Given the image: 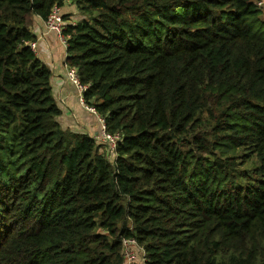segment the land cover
Returning a JSON list of instances; mask_svg holds the SVG:
<instances>
[{"label": "trees", "instance_id": "trees-1", "mask_svg": "<svg viewBox=\"0 0 264 264\" xmlns=\"http://www.w3.org/2000/svg\"><path fill=\"white\" fill-rule=\"evenodd\" d=\"M67 1L0 0V264H124V240L143 264H264L257 0H72L66 65L114 152L61 127L30 46Z\"/></svg>", "mask_w": 264, "mask_h": 264}, {"label": "crops", "instance_id": "crops-1", "mask_svg": "<svg viewBox=\"0 0 264 264\" xmlns=\"http://www.w3.org/2000/svg\"><path fill=\"white\" fill-rule=\"evenodd\" d=\"M61 9L64 11L65 8ZM64 14L70 13L64 11ZM70 20L75 21L71 18ZM30 30L37 38L36 55L52 73L53 97L62 112L59 117L61 127L94 138L101 137V122L83 107L78 89L67 76L69 68L66 65V47L55 33L48 31L45 21L38 16L33 17Z\"/></svg>", "mask_w": 264, "mask_h": 264}, {"label": "built area", "instance_id": "built-area-1", "mask_svg": "<svg viewBox=\"0 0 264 264\" xmlns=\"http://www.w3.org/2000/svg\"><path fill=\"white\" fill-rule=\"evenodd\" d=\"M255 5L262 12H264V0L255 1ZM67 23H69V22H67ZM67 23L65 22L64 16L61 13V8H59V7H54L52 12H51V15L45 21V24H46L48 31L55 33L59 37L62 45L64 47H66V49H67V38L63 35V32L66 29ZM73 23L74 22H72L71 24H73ZM30 46L33 49V51L36 52V43L35 42L31 43ZM67 76L70 79V81L78 89L80 96H81L83 107L87 111L92 113L93 115L97 116L99 121L102 124L101 137H98L97 139L102 141L103 143H106L110 147V149L114 152V150L116 149V146H117L118 137H114V136L107 134L106 127L104 124V120L97 114L95 109L85 105V103L83 101V92H84L85 88L80 83L76 72L72 69H69ZM137 250H140V248L138 247V244L135 240H124V257H125L124 264H135L136 263V257H137L136 251Z\"/></svg>", "mask_w": 264, "mask_h": 264}, {"label": "rangeland", "instance_id": "rangeland-1", "mask_svg": "<svg viewBox=\"0 0 264 264\" xmlns=\"http://www.w3.org/2000/svg\"><path fill=\"white\" fill-rule=\"evenodd\" d=\"M64 11L65 12H69L70 14L66 15L64 14V11L61 9V13L63 14L64 16V19H65V22L67 23L68 21H71V22H79L80 20L83 19V15L80 13L79 9L77 8L76 4L74 1L72 0H69L66 2V4L64 5ZM73 19L75 21H72L70 20ZM140 255H143V252L142 251H139V253H137V257H136V263H140V264H143V259L142 257L140 258Z\"/></svg>", "mask_w": 264, "mask_h": 264}]
</instances>
